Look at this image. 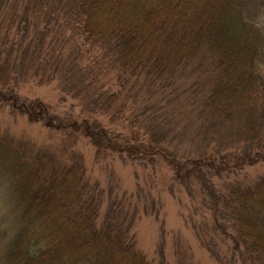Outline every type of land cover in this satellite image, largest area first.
<instances>
[{
  "label": "trees",
  "instance_id": "trees-1",
  "mask_svg": "<svg viewBox=\"0 0 264 264\" xmlns=\"http://www.w3.org/2000/svg\"><path fill=\"white\" fill-rule=\"evenodd\" d=\"M27 82L54 83L81 113L22 93ZM0 108L59 136L0 131V264L155 263L134 224L143 212L160 225V205L112 175L101 188L79 141L95 161L168 167L213 264H264V174H244L264 164V0H0Z\"/></svg>",
  "mask_w": 264,
  "mask_h": 264
},
{
  "label": "rangeland",
  "instance_id": "rangeland-1",
  "mask_svg": "<svg viewBox=\"0 0 264 264\" xmlns=\"http://www.w3.org/2000/svg\"><path fill=\"white\" fill-rule=\"evenodd\" d=\"M21 90L28 96L39 97L49 102L61 113H81L80 108L74 106L70 99L65 98V101L60 102L59 93L54 83L46 85L27 82L21 86ZM0 131L8 132L14 138H24L42 146L55 144L59 139V136L54 132L47 130L39 123H30L26 117L14 114L8 108H0ZM76 149L82 153L87 174L91 179L98 181L100 187L106 183L104 178L112 175L110 183L120 191H124L122 193L127 195L138 193L136 203L141 207H149L151 201L158 202L160 205L159 219H162V226L150 214L143 212H140L134 224L137 246L144 254H147L149 261L155 262L154 264L158 261L156 246L160 239L159 226H161L165 240L164 264H175L176 262L174 235L179 237L181 245L189 248L190 258L185 257L186 264L189 262L213 264L207 252L199 245L193 230L187 226L183 219L182 214L186 215L187 198L182 196V203H180L177 197L169 191L171 172L168 167L159 161L155 166H150L145 161L140 163L127 159L121 160L110 154L100 156L98 161H95L94 150L85 141H79ZM244 174L247 181H251L258 175L264 174V164L247 167ZM177 192L176 189L175 194ZM148 193L150 194L148 195ZM3 245V242L0 243V259Z\"/></svg>",
  "mask_w": 264,
  "mask_h": 264
}]
</instances>
